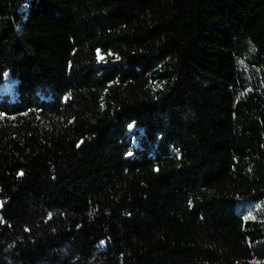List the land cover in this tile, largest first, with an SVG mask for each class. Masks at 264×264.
<instances>
[{"label": "trees", "instance_id": "16d2710c", "mask_svg": "<svg viewBox=\"0 0 264 264\" xmlns=\"http://www.w3.org/2000/svg\"><path fill=\"white\" fill-rule=\"evenodd\" d=\"M1 82L0 264H264V0H0Z\"/></svg>", "mask_w": 264, "mask_h": 264}, {"label": "rangeland", "instance_id": "374dc122", "mask_svg": "<svg viewBox=\"0 0 264 264\" xmlns=\"http://www.w3.org/2000/svg\"><path fill=\"white\" fill-rule=\"evenodd\" d=\"M5 92H9L12 96V92H11V88L8 82H1L0 83V93H5ZM237 211H239L240 209L237 208Z\"/></svg>", "mask_w": 264, "mask_h": 264}, {"label": "snow or ice", "instance_id": "6c2138e0", "mask_svg": "<svg viewBox=\"0 0 264 264\" xmlns=\"http://www.w3.org/2000/svg\"><path fill=\"white\" fill-rule=\"evenodd\" d=\"M130 127H131V125H130Z\"/></svg>", "mask_w": 264, "mask_h": 264}]
</instances>
